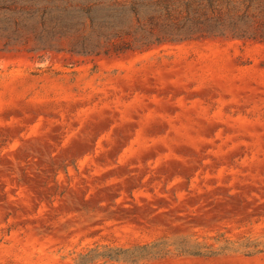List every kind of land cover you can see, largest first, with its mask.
Listing matches in <instances>:
<instances>
[{"label":"rangeland","instance_id":"374dc122","mask_svg":"<svg viewBox=\"0 0 264 264\" xmlns=\"http://www.w3.org/2000/svg\"><path fill=\"white\" fill-rule=\"evenodd\" d=\"M26 1L0 0V264H264V41L41 49Z\"/></svg>","mask_w":264,"mask_h":264},{"label":"trees","instance_id":"16d2710c","mask_svg":"<svg viewBox=\"0 0 264 264\" xmlns=\"http://www.w3.org/2000/svg\"><path fill=\"white\" fill-rule=\"evenodd\" d=\"M38 48L100 54L206 35L264 41V0H27ZM254 23V26H250ZM18 25L17 23H15ZM62 38H67L62 46Z\"/></svg>","mask_w":264,"mask_h":264}]
</instances>
